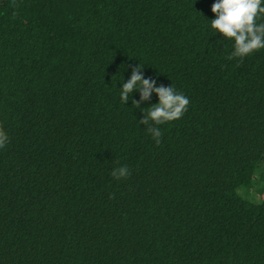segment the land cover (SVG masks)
Returning <instances> with one entry per match:
<instances>
[{
  "label": "trees",
  "instance_id": "obj_1",
  "mask_svg": "<svg viewBox=\"0 0 264 264\" xmlns=\"http://www.w3.org/2000/svg\"><path fill=\"white\" fill-rule=\"evenodd\" d=\"M214 2L0 0V264H264V50ZM139 64L190 100L159 146Z\"/></svg>",
  "mask_w": 264,
  "mask_h": 264
},
{
  "label": "clouds",
  "instance_id": "obj_2",
  "mask_svg": "<svg viewBox=\"0 0 264 264\" xmlns=\"http://www.w3.org/2000/svg\"><path fill=\"white\" fill-rule=\"evenodd\" d=\"M215 18L209 20L210 27L216 34H222L233 42V50L227 57L229 60H243L254 52L264 50V0H215L211 8ZM208 20V19H207ZM144 67L139 64L132 69L130 78L120 83L119 98L126 105L133 94L140 93L141 100L132 99L133 105L140 108L141 103L150 100L153 93L158 96V103L143 111L144 119L140 124L146 125L157 146L162 142L163 132L159 127L169 122L177 121L187 112L189 98L173 86H157L153 79L145 78ZM9 143L7 131L0 127V149ZM131 171L127 165L113 168L111 176L120 181L130 177Z\"/></svg>",
  "mask_w": 264,
  "mask_h": 264
},
{
  "label": "rangeland",
  "instance_id": "obj_3",
  "mask_svg": "<svg viewBox=\"0 0 264 264\" xmlns=\"http://www.w3.org/2000/svg\"><path fill=\"white\" fill-rule=\"evenodd\" d=\"M239 192H240V190H239ZM240 194V193H239Z\"/></svg>",
  "mask_w": 264,
  "mask_h": 264
}]
</instances>
